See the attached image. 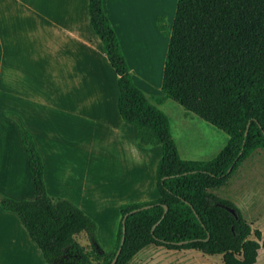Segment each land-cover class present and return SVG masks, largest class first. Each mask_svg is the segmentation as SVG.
<instances>
[{
  "label": "trees",
  "instance_id": "trees-1",
  "mask_svg": "<svg viewBox=\"0 0 264 264\" xmlns=\"http://www.w3.org/2000/svg\"><path fill=\"white\" fill-rule=\"evenodd\" d=\"M88 15L117 75L120 117L135 126L138 146L161 147L155 171L159 196L120 204L114 246L104 250L96 222L68 198L48 194L33 136L8 113L19 128L34 196L0 193V208L19 217L48 264H110L120 246L115 264H128L151 245L220 255L223 264H255L264 246L261 231H252L239 208L211 190L226 185L255 150H264V0H177L171 30L165 16H157L168 45L162 95L152 100L134 83L103 0H88ZM167 99L228 135L215 156L180 157L169 118L158 107ZM82 232L88 249L77 240Z\"/></svg>",
  "mask_w": 264,
  "mask_h": 264
},
{
  "label": "crops",
  "instance_id": "crops-1",
  "mask_svg": "<svg viewBox=\"0 0 264 264\" xmlns=\"http://www.w3.org/2000/svg\"><path fill=\"white\" fill-rule=\"evenodd\" d=\"M8 1L0 0V185L6 184L5 174L9 164L14 169L19 166L27 189L24 191L18 187L9 194L20 191L17 199H30L34 195V184L28 171L27 154L21 144L19 128L7 117L8 113H12L33 136L42 157L48 194L68 198L97 224H100L99 218L104 220L102 224H107L112 214L110 217L113 216V219L107 230L116 235L120 204L149 201L159 196L155 171L162 155L161 148L138 146L135 126L122 120L118 113L117 75L108 63L99 36L90 25L88 0ZM131 1L103 0L104 10L118 35L126 59L128 47L124 44L123 30L129 25L134 26L136 16ZM143 1L146 6H156L159 2ZM163 2L164 7L173 9L171 0ZM160 15L163 13H154L153 21ZM25 18L26 21H23ZM146 32L144 29L140 35L148 40L150 31ZM10 43L11 50L14 49L11 58L8 57ZM142 50L146 55H153L152 69L157 71V49L149 45L148 49ZM88 51L92 54V60H88ZM13 55L17 61L14 67L17 76L11 69ZM40 56L44 59L40 70L43 79H36L33 75L36 72L39 76L38 65L34 69L30 64H38L37 58ZM35 57L36 61L30 59ZM8 70L13 71L14 76L6 74ZM89 73L95 77L96 93L100 98L88 97L92 88L88 82ZM36 89L54 90L58 98L34 96L32 90ZM91 122L115 134V149L121 155L118 158L122 157L123 160L118 159L117 162L123 168L131 169L130 174L122 170L117 175H96L87 179L85 168L83 171L76 169L73 173L66 172L62 155L64 148L68 147L63 137L88 136L87 125ZM79 152L83 154L82 158L90 159L85 147L80 148ZM125 155L127 160L124 159ZM8 173L10 175L11 172ZM10 177L15 186H19L20 174ZM6 190L0 187V193L8 195ZM25 194L27 197H24ZM7 212L0 211V223L3 222L0 230L3 229V232L7 228L8 217L12 219Z\"/></svg>",
  "mask_w": 264,
  "mask_h": 264
},
{
  "label": "rangeland",
  "instance_id": "rangeland-1",
  "mask_svg": "<svg viewBox=\"0 0 264 264\" xmlns=\"http://www.w3.org/2000/svg\"><path fill=\"white\" fill-rule=\"evenodd\" d=\"M8 1V0H7ZM27 1V0H24ZM164 0H159L156 6H146L143 0L131 1L132 9L135 10V24L134 26L124 27V44L128 47L127 61H129L130 71L133 76L134 83L144 92L146 97L150 100L154 96H161L160 85L163 73V66L165 60V53L168 45V37L158 31L153 15L157 11L165 16L166 23L169 30H171L174 12L176 9V1L171 0L169 9L164 5ZM9 2V1H8ZM173 2V3H172ZM81 7V5H80ZM139 10V11H138ZM25 11V10H24ZM25 13H27L25 11ZM30 15L26 16L29 17ZM26 18L23 21H26ZM22 24H25L22 22ZM146 29L148 32V40L140 35ZM146 32V33H147ZM15 42L13 41V47ZM11 43L8 45V57H12L10 48ZM149 45L157 49L158 62L156 70L152 69L154 63L153 55H146L144 48H149ZM12 47V45H11ZM35 49V48H34ZM138 50L141 52H138ZM35 51L40 52L38 49ZM151 53V52H148ZM153 53V50H152ZM155 57V56H154ZM36 61L35 58H30ZM156 59V57H155ZM88 60H92V54L88 51ZM29 61V60H28ZM38 64L35 62L30 65L36 69L39 68V76L36 72L33 77L36 79H43V73L40 70L43 67L44 59L40 56L37 58ZM9 62V58H8ZM163 62V65H162ZM7 63V62H6ZM5 63V64H6ZM9 64V63H8ZM17 61L13 55L11 69L15 72L14 67ZM5 69V67H4ZM13 71L8 70L6 74L14 76ZM89 72V70H88ZM16 76H17V72ZM5 75V73H4ZM47 78V77H44ZM88 82L92 85L89 98L99 97L95 88V77L89 73ZM160 81V83L158 82ZM5 84V78L3 77ZM34 96H44L46 99H57L58 94L54 90L36 89L32 90ZM159 108L168 116L170 121V128L172 136L177 144L178 152L181 158L188 160H205L210 159L217 154V152L225 145L228 135L223 131L215 128L210 123L204 121L198 116L186 112L179 104L171 99H167ZM8 117V116H7ZM88 123L87 131L89 133L86 137L78 138L72 135L63 137L66 146L64 148V167L66 172L71 173L74 170L87 171V179L97 176L117 175L124 170L125 174H130L131 169H125L118 164V158L121 156L116 151L117 137L109 129L103 126H95ZM8 145V144H7ZM85 147L90 154V159L82 158L83 154L79 149ZM161 148V147H160ZM12 153V152H11ZM80 154V155H79ZM10 155V153H9ZM82 156V157H81ZM81 157V158H80ZM124 157V156H123ZM124 159L127 160L125 155ZM130 159V157H129ZM122 160V159H121ZM8 161V160H7ZM123 161V160H122ZM11 163V162H10ZM10 166L6 171V184H1L0 187L7 189L8 197L17 199L20 191L9 194L15 188H22L26 190V182L22 178L20 167L14 169ZM10 171V175L8 173ZM21 176V183L15 186L13 179L10 176ZM24 177V175H23ZM212 193L219 199L232 202L239 208L244 218L250 224L252 231L258 229L261 231L264 238V150H255L241 165L237 168L234 175L230 178L226 185L211 190ZM2 193V192H1ZM2 194L5 195L3 192ZM34 196V195H33ZM24 197H27L25 194ZM33 198V197H32ZM30 198V199H32ZM20 199V198H19ZM27 199V198H21ZM2 209L0 208V211ZM4 211V210H3ZM8 217L7 228L5 232L0 230V264H48L44 261L42 254L37 245L29 238L28 233L21 223L19 217L12 212H7ZM109 215L107 225L102 220L97 224V240L101 247L108 251L115 243L116 235L107 230L110 222L113 219ZM93 219V218H92ZM15 220V222L13 221ZM1 228L3 222L0 223ZM254 238L253 233L250 236ZM79 243L86 249L89 248V239L86 233L82 232L77 236ZM128 264H223L220 255H207L197 250H168L160 246H148L139 251ZM255 264H264V246L258 251V256Z\"/></svg>",
  "mask_w": 264,
  "mask_h": 264
},
{
  "label": "water",
  "instance_id": "water-1",
  "mask_svg": "<svg viewBox=\"0 0 264 264\" xmlns=\"http://www.w3.org/2000/svg\"><path fill=\"white\" fill-rule=\"evenodd\" d=\"M165 209H166V207H165ZM124 221H122V223H123ZM123 230H124V227H123ZM122 240H123V237H122ZM121 247V246H120ZM120 247L117 249V251H116V254H115V256H114V258L112 259V261H111V263L110 264H115V262H116V260H117V256H118V254H119V252H120Z\"/></svg>",
  "mask_w": 264,
  "mask_h": 264
},
{
  "label": "bare ground",
  "instance_id": "bare-ground-1",
  "mask_svg": "<svg viewBox=\"0 0 264 264\" xmlns=\"http://www.w3.org/2000/svg\"><path fill=\"white\" fill-rule=\"evenodd\" d=\"M155 56H156V55H155ZM156 61H157V60H156ZM157 62H158V61H157ZM157 62H156V63H157ZM154 69H155V68H154Z\"/></svg>",
  "mask_w": 264,
  "mask_h": 264
}]
</instances>
